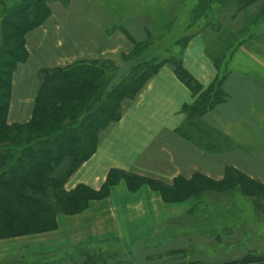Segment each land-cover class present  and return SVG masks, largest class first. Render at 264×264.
<instances>
[{
    "label": "rangeland",
    "instance_id": "374dc122",
    "mask_svg": "<svg viewBox=\"0 0 264 264\" xmlns=\"http://www.w3.org/2000/svg\"><path fill=\"white\" fill-rule=\"evenodd\" d=\"M71 1L66 6L58 1L48 4L56 12L59 8L69 7ZM108 1L110 4L107 6L113 8L115 20L119 24L130 18L129 21L136 19L134 24L137 25L133 28L130 26L131 33L124 34V41L94 42L95 47L101 49L97 52V63L94 64L99 67V71L104 69L107 72L105 76L110 80L108 88L119 85L137 61L142 66L145 63L147 67L165 60L172 63L182 61L183 64L184 50L196 36H203L205 46H209L211 51L218 50L220 43L217 39L240 40H234L227 44V48L220 49L218 56L209 57L212 63L218 59V63L214 62L216 66L214 65V76L210 84L225 82L231 104L235 102V84H264V21L255 15L260 12V4L248 10L247 19L246 14L237 11L231 0L224 7L218 0L210 2L211 9L207 15H201L203 11H199L200 0H170L168 5L162 7L161 12L158 7L167 3L162 0H127L125 4L119 0ZM19 2L20 0H0V39L3 19L10 15ZM179 4L182 9L175 10V5ZM120 5L126 10L118 12L121 11L118 10ZM125 14L129 17H125ZM195 18L198 19L195 21ZM44 26L48 27L50 35L56 34L53 30L55 26L49 21ZM118 26L114 27L115 31H119ZM67 28L74 31L72 25H67ZM245 28V35L240 37L241 30ZM39 29L28 36L32 42V55L25 63L18 64L11 79L8 78V84H12L8 117L10 126L30 122L33 108L31 101L41 83V71L54 67L55 64L52 65L49 59L57 56L63 47L67 51L73 47L74 42L62 40L63 47L59 51L55 50L53 46L57 43V36L52 35L44 40L41 35L43 30ZM119 29L123 30L122 26ZM144 35L148 37L147 40L143 41L144 44L137 51H133L134 41L128 38ZM82 45L89 46V43L83 42ZM119 46L121 51L116 54L107 53V50ZM74 60L72 58L71 61ZM234 60L236 64L233 63ZM67 63L63 65L66 66ZM22 101H29L30 104L26 105ZM218 111H211L205 117V122L213 129L212 137H217V134L222 136L224 132L232 138L237 136L244 139V134L247 136L245 129H241L243 125L234 129L235 115L231 109L229 113L232 121L227 119L226 122ZM14 114L22 117L17 119ZM258 123L260 128L264 127L263 122L258 120ZM62 126L70 124L66 121ZM104 132H98L97 135L101 137ZM222 146L223 144L220 149ZM210 149L202 150L211 156L210 184L205 191L198 192L200 183H189L186 189H192L194 193L186 198L179 192L165 191L166 188L162 186L158 188L144 182L137 183L138 189L135 191L145 187V191L150 190L160 196L163 203L173 205L171 211L175 209L177 214L170 215L167 214L170 211H162L160 217L147 216L142 221H132L130 226L125 224L122 234L117 237L76 245L61 242L62 238H59L60 241L53 240L50 236L56 229L40 233L36 227L37 233L25 236L28 239L0 240V264H243L249 257L264 259V197L255 193L256 187L248 186L243 191L241 187L229 184V177H224L222 166H235L234 162L239 158V155L236 158L235 151L226 153V160H214L213 156L222 153H215L213 151L217 150ZM63 168L64 165L57 173H62ZM61 216L63 215L58 216L57 220ZM66 241L69 242L68 239Z\"/></svg>",
    "mask_w": 264,
    "mask_h": 264
},
{
    "label": "trees",
    "instance_id": "16d2710c",
    "mask_svg": "<svg viewBox=\"0 0 264 264\" xmlns=\"http://www.w3.org/2000/svg\"><path fill=\"white\" fill-rule=\"evenodd\" d=\"M52 1L66 6L71 0H20L1 24L0 240L30 236L37 233L36 227L40 233L53 231L57 228L58 216L79 213L90 201L108 196L110 188L122 179L127 181L131 191L138 189L139 182L158 188L162 186L166 188L165 191H176L186 198L194 193V190L186 189L189 183H200L198 192L205 191L210 178L201 174H195L190 180L177 178L170 186L119 171L110 172L106 184L99 191L79 185L68 192L65 187L70 177L96 152L100 140L97 133L107 131L111 125L121 120L123 103L135 100L164 65L171 66L177 78L189 88L195 99L192 105L183 108L187 121L179 129L180 133L203 150L213 148L217 150L213 152L222 154L234 151L229 139L222 138L220 134L212 137L213 129L205 122L209 112L216 111L228 100L223 88L225 82H213L208 88H204L183 67L182 61L172 63L165 60L148 67L137 61L114 88H108L110 80L105 76L107 72L104 69L99 71L95 60L43 69L30 122L10 126L8 117L12 84H8V78L11 79L18 64L25 63L29 58L26 37L51 18L52 8L48 3ZM212 1L217 0H200L199 11H203L201 15L210 12ZM218 1L224 7L229 0ZM231 1L235 3L237 11L246 16L248 10L260 4V12L255 15L264 21V0ZM245 18L248 19V16ZM246 29L241 30L240 37L245 35ZM217 40L220 43L217 51L209 50V46L206 48L210 58L218 56L220 49L227 48V44L232 41H240L231 38ZM133 44V51H137L144 42L134 41ZM214 62L218 63V59L213 64ZM66 121L70 126H62ZM219 143L221 144L218 146ZM222 144L224 150L222 147L220 149ZM62 165L64 170L57 173ZM224 174V177H229V184L239 186L243 191L248 186L256 187L255 193L264 197V184L251 179L232 165L226 167ZM243 264H264V259L249 257Z\"/></svg>",
    "mask_w": 264,
    "mask_h": 264
},
{
    "label": "crops",
    "instance_id": "0c3cea01",
    "mask_svg": "<svg viewBox=\"0 0 264 264\" xmlns=\"http://www.w3.org/2000/svg\"><path fill=\"white\" fill-rule=\"evenodd\" d=\"M162 1L167 3L158 7L159 12L170 2V0ZM119 2L125 4L127 0H119ZM71 3L69 7L62 8L63 10L59 8L57 13L52 9V16L48 21L55 26L53 30L56 34L50 35L47 26L41 27L44 40L52 35L57 36L58 44L53 46L55 50L59 51V48L63 47L62 40L74 42L71 49L67 51L63 47L57 56L49 59L52 65L55 64L52 69L67 67L75 62L95 60L97 52L101 50L95 47V41H124L126 40L124 34L131 33L130 26L132 28L137 26L134 24L136 19L129 21L130 18L119 24L115 20L113 8L107 6L110 4L108 0H72ZM119 7L118 10L121 11L118 12L126 10L122 5ZM177 9H182V6L175 5V10ZM126 16L129 17L125 14ZM67 25H72L74 31L66 29ZM115 26L119 28L122 26L123 30L118 28L119 31H115ZM35 31L26 37L29 57L32 55L30 49L32 42L28 36ZM145 35L127 38L141 42L147 40L148 37ZM83 42H88L89 46L82 45ZM115 48L107 50V53L113 55L121 51L120 46ZM206 48L205 38L196 36L191 39L183 58V67L200 81L204 88L211 85L215 71ZM72 58L75 60L71 61ZM66 62L68 63L64 66ZM233 63L236 64L235 60ZM226 85L224 84L223 88L228 100L217 108L218 113L222 114L226 122L227 119L232 118L229 113L231 109L235 115L234 129L243 125L241 129H245L247 133L246 137L244 134V139L237 136L232 138L225 132L222 134L223 138L233 143L236 158L239 155L233 167L264 184V127L260 128L258 123V120L264 123V84H235L234 104L230 102ZM35 98L36 95L31 101L33 108ZM194 101L189 88L177 78L169 65H164L135 100H126L123 103L121 120L111 125L101 135L96 152L70 177L66 185L67 190L83 185L93 191H99L106 184L108 175L112 171L149 178L170 186L177 178L187 180L195 174L210 177L211 156L204 153L202 148L199 149L194 141L187 140L179 131L187 121L183 108L192 105ZM23 103L30 104L29 101ZM14 117L22 116L16 114ZM222 150H224L223 146ZM225 157L226 153L213 156V159L226 160ZM225 169L226 166H222V171L225 172ZM144 189L145 187L131 192L127 181L122 179L110 188L108 196L90 201L87 207L77 214L59 217L57 228L50 237L53 240L62 238L61 242L73 245L88 243L117 237L122 234L125 224L130 226L132 221H142L147 216L160 217L162 211H170L167 213L170 215L177 214L175 209L171 211L173 205L163 203L160 196ZM22 238L28 239L27 237L16 239Z\"/></svg>",
    "mask_w": 264,
    "mask_h": 264
}]
</instances>
